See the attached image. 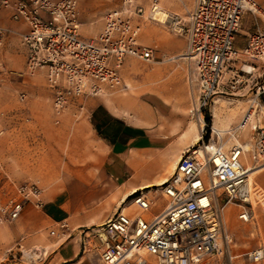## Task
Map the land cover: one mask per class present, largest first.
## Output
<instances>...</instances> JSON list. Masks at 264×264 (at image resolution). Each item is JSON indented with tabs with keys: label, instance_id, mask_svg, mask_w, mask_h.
Returning a JSON list of instances; mask_svg holds the SVG:
<instances>
[{
	"label": "built area",
	"instance_id": "built-area-1",
	"mask_svg": "<svg viewBox=\"0 0 264 264\" xmlns=\"http://www.w3.org/2000/svg\"><path fill=\"white\" fill-rule=\"evenodd\" d=\"M4 11L27 26L16 32L25 68L45 71L56 124L68 108L81 110L87 97L115 88L126 58L155 59L154 48L140 39L145 23L185 37L178 57L187 61L190 113L199 119L200 141L180 153L172 174L158 185L162 205L153 192L140 189L103 221L81 226L79 258L94 255L100 264H203L205 258L222 253L232 240L223 228L224 207L237 205V217L244 222L253 218L254 202L264 207L263 189L251 177V170L264 165V81L258 83L263 75L258 69L264 65V25L248 36L244 48L234 45L245 12L264 20L258 2L194 0L183 17L164 9L161 0H120L103 14L100 31L86 38L77 0H0V49L13 32L4 25ZM239 71L250 76V82L255 80L247 109L230 130L205 129L202 110L243 80ZM246 127L251 129L248 140H237L225 150L223 131L236 137ZM14 189L15 196L0 201V224L17 219L28 204L43 205V189L36 182L14 183ZM248 258H264V241Z\"/></svg>",
	"mask_w": 264,
	"mask_h": 264
},
{
	"label": "crops",
	"instance_id": "crops-1",
	"mask_svg": "<svg viewBox=\"0 0 264 264\" xmlns=\"http://www.w3.org/2000/svg\"><path fill=\"white\" fill-rule=\"evenodd\" d=\"M77 1L81 34L83 35L84 29L86 36H83L86 38L95 32L90 26L92 18L102 14L100 16L102 20L103 14L120 2V0ZM256 1L264 9V0ZM161 5L164 9L185 17L193 8L194 0H161ZM2 15L4 25L13 32L7 34L5 45L0 49V80L3 79L2 74L6 70L12 69L10 72L19 74V69H24L25 51L16 32L27 28L24 23L9 19L7 11L2 12ZM263 25L262 18L245 12L241 26L235 34V47L244 48L248 36L263 28ZM101 27L102 22L100 29ZM146 32L151 36L152 43L146 45L154 48L155 59L152 62L162 57V60L155 62V66L145 75V80L150 82L149 88L138 95L117 92L108 94L107 91L104 94L89 96L83 101L84 106L81 110L73 107L71 115H62L63 127L55 134L49 132L48 135L51 136H45L43 131V138V134L35 130V127L42 130L44 124L48 122L46 119L43 120L41 115H37L36 105L39 104L43 112H48L52 104V90L42 84L26 85L25 90L30 99L25 105L29 110L25 111L31 118L26 121L22 117L21 122L16 121L15 118L20 115L17 112L12 113L10 117L13 123H17L12 130H17V136L24 134L22 142L26 141L25 152L31 155L33 160L36 155L43 157L52 155V159L48 157L51 160L49 166L53 168L63 166L64 173L59 182L54 179L53 182L44 180L43 183L40 181L37 183L44 189L43 205L37 209L24 207L19 217L23 227L39 228L46 224L54 228L55 233L56 226L62 222L71 228L97 224L98 220L107 218L123 200L137 190L144 189L161 196L158 185L172 174L180 153L197 142H194V139L197 135L199 137V119L187 121L191 106L189 87L187 98L183 93L184 88L178 86L179 78L184 75L185 79L187 72V61L178 57L185 48V37L166 36L154 26L146 28ZM129 61L130 59L127 60ZM37 71L45 76L43 69ZM167 71L169 73H165ZM164 74L166 78L158 81L157 79ZM154 80L157 81L153 82ZM4 87L0 89L11 96L12 89ZM10 96L6 95L7 103H11L13 108H19L20 106L16 105V98ZM52 135L59 139L67 136L70 145L67 147L70 155L68 160L61 157V153L66 154L67 151L49 141L51 138L55 139ZM168 135H172L171 141L164 139ZM190 136L193 139L191 142ZM39 139L44 141L40 143ZM167 168L172 171L169 175H166ZM262 172L264 167L255 170L254 178ZM226 208L225 219L230 221V208ZM157 210L156 208L154 211ZM248 235L252 236L254 232H249ZM69 244L73 251L65 255L63 250ZM80 248V243L76 239H71L57 247L55 257L61 262L73 260L75 264H100L98 258L92 256L79 258ZM41 249L47 250L46 247ZM5 259L0 260V263L8 260Z\"/></svg>",
	"mask_w": 264,
	"mask_h": 264
},
{
	"label": "rangeland",
	"instance_id": "rangeland-1",
	"mask_svg": "<svg viewBox=\"0 0 264 264\" xmlns=\"http://www.w3.org/2000/svg\"><path fill=\"white\" fill-rule=\"evenodd\" d=\"M101 15L102 14H97L92 18L90 26L95 29V32L92 35H87V37H94L100 30V22H102V20H100ZM149 26H154L166 36H178L170 31L166 26L147 22L142 27L141 33V41L145 44H152L150 40L151 36L148 32H146V28L148 29ZM85 33L86 31L83 29V35ZM131 58H127L122 67L119 84L115 88L109 89L108 94L117 92L133 93L138 95L149 88L150 82L145 80V75L151 71L153 66H155V62L162 60V57L156 59L157 61L155 62H145L139 59ZM128 59H130L129 62H127ZM14 70H16V68H14ZM10 71L6 70L3 72V79L0 80V87L5 88L4 86H6L7 89H12L10 91L12 92L11 96L9 93L0 89V201L2 203H4L9 197L15 196L14 183H19L24 180L37 181L36 183H39L40 181L43 183L44 180L52 181L54 179V181L59 182L61 180L60 178L62 173H64L62 169L63 166H57L56 168L49 166V162H51V160H49L48 157L52 159V155H46L45 157L42 155H36L33 160L32 156L25 152L26 141L24 140L22 142V138H25L24 134H19L17 136V130H12V128L17 125V123H13V119L10 117L12 113L17 112L20 115L18 118H15L16 121L21 122L22 117L23 120L26 119V121L31 118V115H28V113H26L27 111H25L29 110L28 108L26 109L25 105H27L26 102L30 99L25 90L27 88L26 85H28V83L33 85L42 84L44 87L46 86L48 88L45 76L39 71L29 72L25 67L23 70L19 69V74H13ZM239 72V77L243 76L244 72ZM258 72L263 73V75L258 79V83H260L264 81V65L258 69ZM165 73L169 72L167 71ZM165 78L166 75L164 74L157 80L160 81ZM250 79V76H243V80H241L239 84L237 83L233 89H228L227 94L216 96L210 105L202 110L205 129L208 130L209 126H214L219 130H230L236 125L242 114L247 109L249 98L252 95L251 88L254 89L256 87L255 80L250 82ZM157 80H154L153 82ZM178 81V86L180 85L184 88L183 93H185L188 98V86L185 82L184 75H181ZM22 93L25 94L24 99L20 98ZM6 95L11 98L13 97V99L16 98V105L20 107L13 108L11 103H7L8 99ZM36 107L37 115H41L43 120L46 119L48 122L44 124V129L41 130L40 127H35V130L40 131L42 134L44 133L43 131H45V136H47L49 132L55 134L61 130L63 127V121L61 120L58 124L54 123L52 105L48 112H43L42 107H40L39 104H37ZM72 110L73 107L68 108L63 113V116L71 115ZM188 115L187 121H190L191 119L194 121L197 119L191 113H188ZM205 116H209L210 120L207 121ZM193 121H191V123L189 122L191 126L193 125ZM203 122L201 124H203ZM40 125L42 126L43 124ZM250 133L251 129L249 127L239 131L236 137H232L226 131H223L222 141L224 143V149H228L229 146L237 142V140H248ZM52 137L54 136L52 135ZM54 138L55 139H49V141L53 145H60L63 151H67L66 154L61 151V157L68 160L70 155L68 154L69 148L67 147L70 145L68 143L69 140L67 139V136H62L61 139L58 137ZM207 138L208 134L204 139L206 140ZM164 139L166 141H171L173 137L172 135H168L167 137H164ZM42 140L44 141V139H39L38 141L41 143ZM191 140L193 139L190 136L189 142H191ZM212 140H216V138L212 137L211 141ZM199 141L197 142L199 143ZM171 172L172 171L167 168L166 175H169ZM254 179L260 186H262L264 192V172ZM42 187L45 188L44 184H42ZM154 198L159 206L163 204V198L157 193L154 194ZM26 207L37 209L31 204L26 205ZM226 207L230 208V221L225 219V213L227 211ZM237 211L238 207L236 205L227 204L224 207L223 228L226 233L231 236L232 240L222 253L205 258L203 264H264V258L259 262H254L248 258V252L250 249H254L264 241V207L259 204H255L254 216L247 222H244L237 217ZM19 217L11 222H4L0 224V260L4 261L5 258L8 259L6 262H2L0 264H60L61 261L55 257L57 247L60 244H63L71 239H76L81 246V226L71 228L67 223L65 226L59 224L56 226L57 231L54 233V228L46 224H42L39 228L23 227L20 224ZM103 219L104 218L98 220L97 222L99 223L103 221ZM249 232H254V235H248ZM51 237L54 239L52 240ZM22 246L24 248L26 247V249L46 247L47 250L41 249L43 251V253H41L42 256L36 261L27 263L22 259V252L20 251V247ZM72 251V246L69 244L64 248L63 253L66 255L72 253ZM92 257L97 258L94 255Z\"/></svg>",
	"mask_w": 264,
	"mask_h": 264
},
{
	"label": "bare ground",
	"instance_id": "bare-ground-1",
	"mask_svg": "<svg viewBox=\"0 0 264 264\" xmlns=\"http://www.w3.org/2000/svg\"><path fill=\"white\" fill-rule=\"evenodd\" d=\"M172 58H175V56H172ZM215 116V115H214ZM199 125V123H198ZM197 138L199 139L198 135L195 137L194 139V142L198 141ZM249 145H247L248 147ZM264 167V165L262 166H259L253 170H251V177L254 179V171L259 169V168H262ZM161 182V181H160ZM159 183V182H158ZM262 203L264 204V199H261ZM255 202L253 203V206H255ZM33 247V246H32ZM20 251L22 252V259L29 263V262H33V261H36L38 258H40L42 255L41 253H43V251L41 250L40 247H34V248H29V249H26V247H22L20 249ZM6 260V259H5Z\"/></svg>",
	"mask_w": 264,
	"mask_h": 264
},
{
	"label": "trees",
	"instance_id": "trees-1",
	"mask_svg": "<svg viewBox=\"0 0 264 264\" xmlns=\"http://www.w3.org/2000/svg\"><path fill=\"white\" fill-rule=\"evenodd\" d=\"M205 118L207 119V121H209V120H210L209 116H205Z\"/></svg>",
	"mask_w": 264,
	"mask_h": 264
}]
</instances>
